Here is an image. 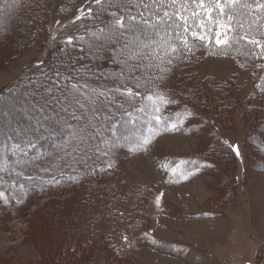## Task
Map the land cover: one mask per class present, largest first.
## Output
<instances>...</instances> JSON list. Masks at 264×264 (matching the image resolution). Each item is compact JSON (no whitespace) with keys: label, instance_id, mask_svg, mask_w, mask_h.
Instances as JSON below:
<instances>
[{"label":"trees","instance_id":"obj_1","mask_svg":"<svg viewBox=\"0 0 264 264\" xmlns=\"http://www.w3.org/2000/svg\"><path fill=\"white\" fill-rule=\"evenodd\" d=\"M248 2L253 5L254 14H258L254 0ZM5 3L10 6L3 7ZM105 7L107 11L100 12L93 0H16L15 3L0 0V66H8L27 51L45 47L44 23L54 8L59 17L82 18L86 15L89 18L86 30L71 43L58 45L45 66L0 94L8 96L15 95L17 90L27 91L31 82H39L42 72L51 74L54 70L100 91L117 87L120 79L116 74L129 75L120 63L127 59L126 54L119 52L125 41L120 38L115 43H106L89 37L90 32L105 27L111 19L109 13L118 11L115 6ZM88 8H92L91 14L87 12ZM173 20L182 23L178 17L174 16ZM171 23V20L167 21V24ZM260 23L264 24V19ZM165 27L160 25L162 31ZM180 31H168L173 43H181L175 38ZM214 31L215 28L210 33L211 41H200L190 32L184 33L192 42V51L182 50L179 58L173 59L171 71L164 74V80L155 78L161 75L155 68L147 72L138 68L131 73L141 77V96L135 100L129 101L119 93H111L107 99L100 98L102 115L112 116L116 136L128 138H114L115 146L107 156L84 147L83 151L73 154L74 161L57 151L56 145L61 141L55 135H49L50 129L30 137L34 146L19 152L12 150V144L17 141H8L5 147L3 130L0 132V193L3 194L0 195V232L9 230L8 215L3 211L24 209L34 198L51 197L36 211L28 230V241L36 244V254L27 257L12 254L0 258V264H81L99 247L119 260L137 261L154 240L149 228L156 220L152 208L154 191L149 184H129L119 170L125 159L124 153L132 148L128 141L147 135L149 128L156 134L148 149L133 152L152 153L162 136L171 135L182 122L195 120L199 124V145L193 153L178 157L176 170L182 171L176 173L174 183H184L183 178L189 174L194 176L202 172L209 175L207 186L212 195L204 201V218L223 217L229 206H239V178L235 164L240 155L237 156L230 147L234 145L233 141L222 125L234 124L240 109L241 119L248 127L243 142L245 151L240 144L241 160L246 169L255 167L264 171V52L261 47L242 40L225 55L220 51L223 46L215 44ZM261 33H264V27L258 28L249 38L254 36L264 43ZM218 57L232 58L238 65V71L230 79L222 80L202 73L204 60ZM248 74L250 77L246 76ZM246 77L253 89L245 104L241 97L247 86ZM125 83L136 91L131 80ZM32 88H35L34 84ZM157 91L176 101L159 105L160 122L153 117V101L146 99ZM141 108H144L143 112L139 111ZM22 121L25 124L27 117ZM172 124L176 125L175 129L171 128ZM102 135L108 138L111 134L104 131ZM100 147L104 149L105 146L101 144ZM109 164L113 166L109 168ZM110 171L115 173L114 178H107ZM162 172L167 177L172 175L168 170ZM61 195L67 197L63 200L55 198ZM124 236L128 237L127 241Z\"/></svg>","mask_w":264,"mask_h":264},{"label":"rangeland","instance_id":"obj_2","mask_svg":"<svg viewBox=\"0 0 264 264\" xmlns=\"http://www.w3.org/2000/svg\"><path fill=\"white\" fill-rule=\"evenodd\" d=\"M55 10L44 23L45 47L27 51L8 66H0V92L45 66L58 45L86 30L89 20L86 15L80 19L59 17ZM201 71L204 75L226 80L238 71V65L229 57L208 58L202 63ZM246 76L250 77L249 74ZM247 77L241 97L245 104L253 89ZM237 113L235 123L227 127L222 125V129L234 145L239 148L242 145V151H245L243 142L248 127L241 119L240 109ZM13 115L18 123L24 124L22 120L26 117L22 113ZM3 123L4 118L0 117V125ZM198 130L199 124L195 120L182 122L171 135L160 138L152 153L131 150L124 153L125 159L119 170L124 179L129 184L153 186L152 208L156 220L149 226L154 235L152 246L147 247L135 262L119 260L99 247L81 264H264V171L255 167L246 169L240 153V160L235 164L239 178V206H229L223 217L208 218L215 223L204 221L206 218L202 217L204 201L212 195L207 186L208 174H189L183 178L184 183H174L176 173L182 171L176 170L177 159L197 149ZM162 169L168 170L171 178ZM107 176L114 178L115 173L110 171ZM65 197L55 198L63 200ZM50 200L51 197L34 198L24 209L3 211L8 215L9 230L0 232V258L12 254L20 257L36 254V244L28 241V230L36 211ZM1 210L0 205V214Z\"/></svg>","mask_w":264,"mask_h":264},{"label":"snow or ice","instance_id":"obj_3","mask_svg":"<svg viewBox=\"0 0 264 264\" xmlns=\"http://www.w3.org/2000/svg\"><path fill=\"white\" fill-rule=\"evenodd\" d=\"M15 2L16 0H13V3ZM93 2L100 12L107 11L105 5L115 6L118 9L109 13L111 19L106 22L104 28L90 32L89 37L106 43H115L122 38L125 42L119 48V52L126 54L127 59L120 63L129 75L116 74L119 76L120 84L114 89L100 91L91 88L87 83H81L75 77L54 70L51 74L42 72L39 82H31L27 91L17 90L15 95L8 96L0 94V117L4 118L0 129L3 130L5 147L8 141H17L12 144V150L24 152L27 147L34 146L30 137L50 129L49 135H55L61 141L56 145L57 151L64 156L72 157L74 161L76 157L73 154L83 151L84 147L107 156L115 146L114 138L125 140L128 138L116 136V124L111 122L112 116L102 115L100 98L107 99L111 93H119L129 101L140 97L141 77L130 75L138 68L144 72L155 68L161 73L155 78L164 80L166 78L164 74L171 71L173 59H178L182 50L192 51V42L184 33L190 32L192 37L200 41H211L213 36L210 33L215 28V44L223 46L220 51L225 55L242 40L247 41L249 45L261 47L264 52V43L256 40L254 36L249 38V35L255 33L258 28L264 27V24L260 23L264 19V2L261 0H254L258 14H254L253 5L248 0H93ZM9 6L7 3L3 5L5 8ZM168 9L174 11L170 12ZM242 9L247 12L241 11ZM87 12L91 14L92 8H88ZM161 12L162 16L159 15ZM82 15H84L83 10H81ZM174 16L182 23L173 20ZM190 19L191 24H189ZM170 20L172 23L167 24ZM160 25H166L163 31ZM176 29L181 30L175 37L179 39L180 44L173 43V38L168 36L169 30ZM78 39L83 40L84 37ZM73 80L76 82H71ZM126 80L133 82L136 91L133 87L127 86ZM32 84L35 88H32ZM146 99L153 101V117L157 122L162 120L158 114L161 112L159 105L176 102L160 91L148 95ZM139 111L143 112L144 108ZM16 112L27 117L25 124L18 123L17 117L13 115ZM126 114L130 115V113ZM186 114L191 115V112ZM177 116L179 117L180 114L177 113ZM171 128L175 129L176 125L172 124ZM104 131L111 135L105 138L102 135ZM155 134L154 130L149 128L147 135L142 134L128 141L132 144L131 150L146 151ZM101 144L105 146L104 149H101ZM225 144H228V141H225ZM230 147L237 156L240 155L238 146L230 145ZM112 166V164L108 165L109 168ZM162 166L167 167V165ZM72 179L77 178L72 177ZM123 239L127 241L128 237L124 236Z\"/></svg>","mask_w":264,"mask_h":264},{"label":"crops","instance_id":"obj_4","mask_svg":"<svg viewBox=\"0 0 264 264\" xmlns=\"http://www.w3.org/2000/svg\"><path fill=\"white\" fill-rule=\"evenodd\" d=\"M259 210H261V208L259 209ZM259 210H258V212H259ZM262 211V210H261ZM204 218V217H203ZM225 218V217H224ZM204 221H207V222H211V223H215L214 221L215 220H210V219H208V218H206V220H204Z\"/></svg>","mask_w":264,"mask_h":264}]
</instances>
